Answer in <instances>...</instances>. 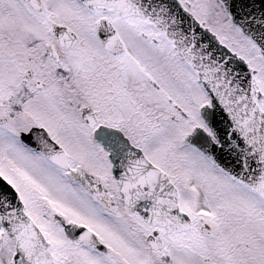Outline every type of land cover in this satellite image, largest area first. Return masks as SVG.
<instances>
[{
  "label": "snow or ice",
  "instance_id": "snow-or-ice-1",
  "mask_svg": "<svg viewBox=\"0 0 264 264\" xmlns=\"http://www.w3.org/2000/svg\"><path fill=\"white\" fill-rule=\"evenodd\" d=\"M0 264H264V0H0Z\"/></svg>",
  "mask_w": 264,
  "mask_h": 264
}]
</instances>
